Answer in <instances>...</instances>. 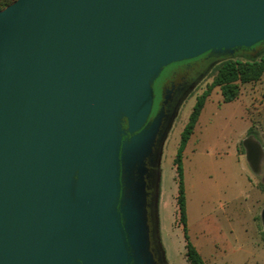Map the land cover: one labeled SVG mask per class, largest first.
<instances>
[{
  "label": "water",
  "instance_id": "1",
  "mask_svg": "<svg viewBox=\"0 0 264 264\" xmlns=\"http://www.w3.org/2000/svg\"><path fill=\"white\" fill-rule=\"evenodd\" d=\"M262 42L264 0L0 10V264H157L144 181L164 119H151L154 83L172 64ZM243 146L258 173L261 143Z\"/></svg>",
  "mask_w": 264,
  "mask_h": 264
},
{
  "label": "rangeland",
  "instance_id": "2",
  "mask_svg": "<svg viewBox=\"0 0 264 264\" xmlns=\"http://www.w3.org/2000/svg\"><path fill=\"white\" fill-rule=\"evenodd\" d=\"M223 56H214L212 72L180 108L159 153L156 197L149 209L157 264H190L177 203L179 178L174 161L197 99L212 84L214 69ZM176 68V64L168 66L155 85L154 113L160 99L159 84ZM248 137L259 141L264 150V77L243 85L231 103L224 102L220 88H214L183 154L188 235L207 264H264V158L262 172L254 173L243 146Z\"/></svg>",
  "mask_w": 264,
  "mask_h": 264
},
{
  "label": "trees",
  "instance_id": "3",
  "mask_svg": "<svg viewBox=\"0 0 264 264\" xmlns=\"http://www.w3.org/2000/svg\"><path fill=\"white\" fill-rule=\"evenodd\" d=\"M16 0H1L0 10L6 8ZM224 60L214 69L213 82L208 90L197 99L196 105L189 118V122L181 135L179 151L175 159L179 178V194L177 203L180 221L183 224L186 239V256L190 264H207L198 249L190 241L187 228L186 193L184 187L183 154L193 136L207 98L214 88H220L224 102H234L240 95L241 87L246 84L257 83L264 77V42L252 48H238L234 54H224ZM200 60V59H199Z\"/></svg>",
  "mask_w": 264,
  "mask_h": 264
},
{
  "label": "flooded vegetation",
  "instance_id": "4",
  "mask_svg": "<svg viewBox=\"0 0 264 264\" xmlns=\"http://www.w3.org/2000/svg\"><path fill=\"white\" fill-rule=\"evenodd\" d=\"M215 55L216 54L203 55L194 60L175 63L177 65V68L170 71V73H168V76L159 84L160 99L157 103V109L155 113L153 108L151 119L155 118L160 111L164 113V119L162 122L160 133L158 134V137L155 141L154 151L146 161L147 172L144 175V181L146 182L148 217L150 216L149 209L153 208L155 202L156 184L159 169L157 162L159 153L165 142V137L175 117L177 119V117L179 116L180 108H182V106L189 98L193 97L198 92V90L202 87L204 80H206V78L212 72V70L210 69L212 64L216 62V59H213ZM159 78L154 83V89ZM154 91L155 107L157 98L156 89ZM129 139H131L130 134H126L123 136V141ZM259 172H262V170L260 169ZM138 176L139 175L136 173L133 174V184L138 179Z\"/></svg>",
  "mask_w": 264,
  "mask_h": 264
}]
</instances>
